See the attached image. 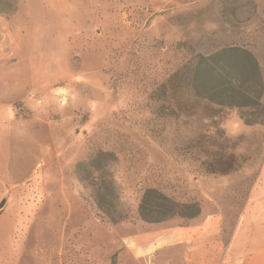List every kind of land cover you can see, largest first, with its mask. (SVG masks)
<instances>
[{
	"label": "rangeland",
	"instance_id": "1",
	"mask_svg": "<svg viewBox=\"0 0 264 264\" xmlns=\"http://www.w3.org/2000/svg\"><path fill=\"white\" fill-rule=\"evenodd\" d=\"M235 45L264 80V0H0V264H185L168 238L214 214L227 237L264 184V122L186 77ZM149 188L199 215L144 220Z\"/></svg>",
	"mask_w": 264,
	"mask_h": 264
},
{
	"label": "trees",
	"instance_id": "2",
	"mask_svg": "<svg viewBox=\"0 0 264 264\" xmlns=\"http://www.w3.org/2000/svg\"><path fill=\"white\" fill-rule=\"evenodd\" d=\"M181 75L182 70H178L174 76L176 83ZM186 79L193 95L220 106L251 109L252 114H244L248 124L264 122V80L257 57L249 49L235 45L200 53ZM199 213V204L179 203L155 188L144 192L140 204L141 217L152 223L175 216L194 218Z\"/></svg>",
	"mask_w": 264,
	"mask_h": 264
},
{
	"label": "crops",
	"instance_id": "3",
	"mask_svg": "<svg viewBox=\"0 0 264 264\" xmlns=\"http://www.w3.org/2000/svg\"><path fill=\"white\" fill-rule=\"evenodd\" d=\"M252 193L227 237L223 219L214 214L204 220L203 237L196 238L198 233L188 226L175 229V236L167 237L168 245L175 248L170 254L178 257L183 247L185 264H264V184Z\"/></svg>",
	"mask_w": 264,
	"mask_h": 264
},
{
	"label": "water",
	"instance_id": "4",
	"mask_svg": "<svg viewBox=\"0 0 264 264\" xmlns=\"http://www.w3.org/2000/svg\"><path fill=\"white\" fill-rule=\"evenodd\" d=\"M5 205V202L3 201L1 204H0V209L3 208Z\"/></svg>",
	"mask_w": 264,
	"mask_h": 264
}]
</instances>
